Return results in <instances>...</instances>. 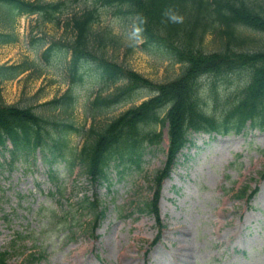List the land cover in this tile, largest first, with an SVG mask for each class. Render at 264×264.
<instances>
[{
    "label": "rangeland",
    "instance_id": "1",
    "mask_svg": "<svg viewBox=\"0 0 264 264\" xmlns=\"http://www.w3.org/2000/svg\"><path fill=\"white\" fill-rule=\"evenodd\" d=\"M21 24L19 21L14 26L19 38L17 44L0 48V64L14 65L26 56L32 58L21 47ZM47 31L52 33L51 26ZM122 52L117 56L123 66L154 82L169 81L179 72V66L159 63L156 57L138 51L122 57ZM28 76L24 75L15 86L11 83L2 85L0 97L3 103L21 104L44 85L46 77L26 81ZM89 89L91 85L85 82L77 91L73 111L68 114L76 125L83 123L82 105ZM62 92V84L43 88L48 100ZM145 97L146 94L142 99ZM130 105L118 108L115 113ZM220 108V105H213L210 109L218 112ZM115 113L101 117V121H107ZM161 131L162 143L144 150L139 168L126 165L118 175L110 169L109 189L106 185L98 187L97 192L108 208L98 240H90L86 234L78 233L77 241L72 244L52 243L54 227L50 225L44 229L43 225L49 215L52 223L55 221L51 210L56 206V200L35 190L36 176L25 174V164H18L11 173L4 171L0 174V249H6L15 234L21 232L29 237L24 254L37 253V249L43 254L31 264H264V181L259 179V172L264 170V135L250 130L246 135L226 138L190 135L193 145L183 149L174 175L162 189L159 213L163 241L149 250L158 224L152 215L138 214V209L151 200L153 175L165 159L166 128ZM60 170L62 180L70 190L76 176L68 178L61 167ZM76 182L78 195L69 197L66 194L63 204H71L81 194H89L84 177H79ZM246 185L249 189L261 186L260 195L250 203V211H246L243 201L234 199L237 190ZM43 187L46 193L48 186ZM39 208L43 210L38 211ZM114 208L121 213L120 217ZM128 214L131 215L123 218ZM63 220L60 216L57 223ZM147 250L150 254L143 261L142 255ZM9 263L26 264L20 256H15Z\"/></svg>",
    "mask_w": 264,
    "mask_h": 264
},
{
    "label": "trees",
    "instance_id": "2",
    "mask_svg": "<svg viewBox=\"0 0 264 264\" xmlns=\"http://www.w3.org/2000/svg\"><path fill=\"white\" fill-rule=\"evenodd\" d=\"M111 1L105 0L102 7H113L116 12L126 10L145 16L144 33L149 37L148 40H155V43L160 44V39H164L169 46V58H180L187 63V67L177 79L159 86L156 95L149 100L131 107L107 124L98 126L99 130L89 140L86 149L91 175L106 180V168L114 158L122 159L123 151H133V146L144 140L157 143L160 134L149 128L156 124L164 125L165 121L169 124L171 157L186 143L189 130L220 131L228 130L229 127L239 129L247 120L251 121L252 126L264 128V0ZM97 2L94 1V8ZM47 7L50 8V20L67 9L66 4L59 1L49 5L40 4L41 9ZM94 8L71 18L74 30H78V47L83 46L85 40L97 43L103 37V34H98L93 28L91 30V26L99 19V11L95 12ZM47 13L48 10L45 11L46 15ZM243 29L258 34L259 37L254 42V36L244 34L241 31ZM208 37L217 39L212 50H208ZM255 43L257 49L254 51L243 48ZM112 67L106 66L113 72V83L120 79L126 82V86L117 88L108 98L99 99L102 103L97 99L96 110L102 111L107 105H117L133 99L130 92L134 79L119 78ZM232 72H246L248 79L242 82V88L235 89L232 96L234 99L228 102L229 106L222 116L209 114L203 108L200 84L197 86L196 97L193 96V79L200 75L223 77ZM63 101L67 103L64 108L68 109L71 101ZM16 115L15 110L0 108V119H6V122L0 121V126L11 129L15 125L11 124L12 120L17 121ZM34 123L31 126L20 124L19 131L22 134H10L12 140L29 142L34 135ZM4 259L0 254V264H4Z\"/></svg>",
    "mask_w": 264,
    "mask_h": 264
}]
</instances>
